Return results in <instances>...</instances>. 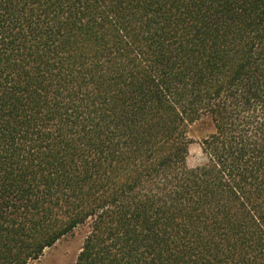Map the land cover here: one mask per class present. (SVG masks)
<instances>
[{"label":"trees","instance_id":"obj_1","mask_svg":"<svg viewBox=\"0 0 264 264\" xmlns=\"http://www.w3.org/2000/svg\"><path fill=\"white\" fill-rule=\"evenodd\" d=\"M81 226L74 264H264V0H0V264Z\"/></svg>","mask_w":264,"mask_h":264},{"label":"rangeland","instance_id":"obj_2","mask_svg":"<svg viewBox=\"0 0 264 264\" xmlns=\"http://www.w3.org/2000/svg\"><path fill=\"white\" fill-rule=\"evenodd\" d=\"M200 129L196 130V135ZM206 161L201 144L195 141L190 145L188 163L191 167ZM88 226L76 228L73 232L61 238L53 246L45 249L41 258L35 264H74L76 257L87 234Z\"/></svg>","mask_w":264,"mask_h":264}]
</instances>
